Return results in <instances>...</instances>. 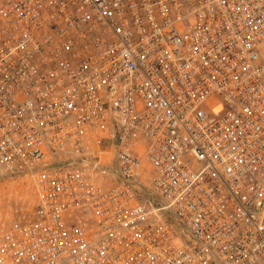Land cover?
<instances>
[{
	"label": "built area",
	"instance_id": "2783aa9c",
	"mask_svg": "<svg viewBox=\"0 0 264 264\" xmlns=\"http://www.w3.org/2000/svg\"><path fill=\"white\" fill-rule=\"evenodd\" d=\"M5 176L0 264H264V0L0 1Z\"/></svg>",
	"mask_w": 264,
	"mask_h": 264
},
{
	"label": "rangeland",
	"instance_id": "374dc122",
	"mask_svg": "<svg viewBox=\"0 0 264 264\" xmlns=\"http://www.w3.org/2000/svg\"><path fill=\"white\" fill-rule=\"evenodd\" d=\"M3 1V0H0ZM93 145L92 149L96 150ZM110 149V147H106ZM110 156L109 152L104 154ZM36 195L31 181L21 176L0 178V231L31 219Z\"/></svg>",
	"mask_w": 264,
	"mask_h": 264
}]
</instances>
